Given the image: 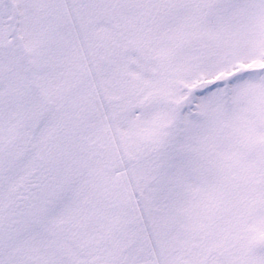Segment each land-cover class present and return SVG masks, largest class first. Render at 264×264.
I'll return each mask as SVG.
<instances>
[{
    "label": "snow or ice",
    "instance_id": "6c2138e0",
    "mask_svg": "<svg viewBox=\"0 0 264 264\" xmlns=\"http://www.w3.org/2000/svg\"><path fill=\"white\" fill-rule=\"evenodd\" d=\"M0 264H264V0H0Z\"/></svg>",
    "mask_w": 264,
    "mask_h": 264
}]
</instances>
